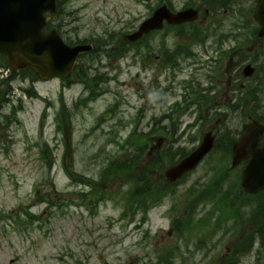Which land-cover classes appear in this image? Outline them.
I'll return each instance as SVG.
<instances>
[{
    "label": "rangeland",
    "instance_id": "1",
    "mask_svg": "<svg viewBox=\"0 0 264 264\" xmlns=\"http://www.w3.org/2000/svg\"><path fill=\"white\" fill-rule=\"evenodd\" d=\"M162 3L199 7L200 14L121 46L123 34ZM61 5L51 24L63 39L97 45L65 80L12 71L0 55V90L11 89L0 106V264H264V189L244 193L243 162L231 166L242 125L249 116L264 121L255 0ZM159 49H171L173 67L156 57ZM248 63L255 71L245 78ZM172 119L176 141L161 142H171L163 150L177 153L174 161L211 128L223 145L179 183L163 186L174 162L166 157L149 173L147 195L137 188L130 197L134 185L120 165L142 145L144 160L165 136L157 128Z\"/></svg>",
    "mask_w": 264,
    "mask_h": 264
},
{
    "label": "water",
    "instance_id": "2",
    "mask_svg": "<svg viewBox=\"0 0 264 264\" xmlns=\"http://www.w3.org/2000/svg\"><path fill=\"white\" fill-rule=\"evenodd\" d=\"M57 11L56 0H0V53L7 56L12 71L32 69L40 78L67 77L79 56L92 50L90 43L69 44L52 28L45 30ZM198 10L193 7L172 11L166 4L158 6L136 30L125 34L127 41H136L143 34L163 27V22L179 24L195 20ZM253 17L259 23L258 36L264 35V0H257ZM254 67L246 64L242 73L252 75ZM264 123L251 118L231 146V166L243 160L240 186L246 193L264 189V144L259 145ZM215 135L206 131L200 143L187 155L170 165L164 172L174 182L193 170L214 147Z\"/></svg>",
    "mask_w": 264,
    "mask_h": 264
},
{
    "label": "trees",
    "instance_id": "3",
    "mask_svg": "<svg viewBox=\"0 0 264 264\" xmlns=\"http://www.w3.org/2000/svg\"><path fill=\"white\" fill-rule=\"evenodd\" d=\"M56 3H57V12H56V14L54 15V16H52V19H51V22L48 24V26H47V29H50V28H53V27H55L58 31H59V29H58V25H54V26H52V20L55 18V16L57 15V14H59L60 13V9H61V7H62V5H61V0H56ZM60 32V31H59ZM149 34H151V33H148V34H145L141 39H139V40H137V41H135V42H129V44H131V43H139L143 38H145L146 36H148ZM124 42H127V41H125L124 39L123 40H121L120 41V44H121V46H124L123 44H124ZM117 48V47H116ZM97 49V45H95V43H94V48H93V50L91 51V52H94L95 50ZM118 51H120V50H118ZM0 55L2 56L3 54H1L0 53ZM5 56V55H4ZM29 70H31V69H29ZM31 71H33V70H31ZM62 80H65V78L63 79L62 78ZM11 93V89H10V86L7 84L6 85V88H4L3 90H0V106H1V104L3 103V102H5V100H6V95L8 94H10ZM3 96V97H2ZM207 100V99H206ZM188 105V104H187ZM181 108L182 107H180V109H179V112L178 113H181L180 112V110H181ZM170 119V118H169ZM173 120V119H172ZM174 122V121H173ZM176 124L175 123H173V125H172V127H171V132H168V129L166 128L165 129V126H162L165 130H164V132L166 133V134H169L170 133V135H172L173 136V134H174V132L176 131ZM216 135V134H215ZM170 141H172V142H174V141H176L174 138L173 139H171ZM230 142H231V139L229 140V142H228V147H229V145H230ZM155 144L156 143H153L152 144V146L151 147H153L152 149H151V151H150V148L147 150V153L145 154V157H144V160L143 159H141L142 158V155H143V151H144V146L142 145V146H140L139 148H138V153L134 156V157H129V158H126L125 160H124V162H123V164L122 165H120V170L122 171V172H124V173H128L127 174V177H128V179L133 183V185H134V188H133V190L131 189L130 190V197H132V196H135L136 197V195L134 194V189H137V188H139L140 189V191H139V195H140V197L141 196H143V198H144V196H146L147 195V193H148V191L147 190H145L146 189V182L147 181H151L150 180V178L148 177L149 176V173H150V175L153 173L152 171H154L153 169H154V167L156 166V165H159L160 163H161V161L162 160H164V159H167L166 157H171L172 159H171V161H174V157L176 156V154L174 153V154H172V155H170V156H167V155H165L166 154V150H163L164 148H168L169 150H171V146H170V144H171V142H168L167 144H165L163 147H161L160 149H158V148H155L154 146H155ZM220 144H222L223 145V142H221L220 141V139H217V137H216V141H215V145H214V147H213V149L212 150H216V149H218V146L220 145ZM145 147H146V143H145ZM137 148V147H136ZM135 148V149H136ZM163 150V151H162ZM211 150V151H212ZM228 150H229V148H228ZM223 151H224V149H223ZM187 152H180V155H179V158L180 157H182V156H184L185 154H186ZM176 161V160H175ZM174 161V162H175ZM112 162V161H111ZM110 162V163H111ZM174 162H172V163H174ZM109 163V164H110ZM135 163H137V170L135 171V172H133V165L135 164ZM143 163V164H142ZM140 164V166L141 167H138V165ZM142 164V165H141ZM109 166V165H108ZM66 171H67V173L70 175V177H73V175H71L70 174V172H68V169H66ZM163 186H165V185H167V184H170V183H168V182H166V180L164 179V181H163ZM170 185H174V184H170ZM155 186V184H153L152 185V187H154ZM141 187H143V188H141ZM150 191V190H149ZM141 193H143V194H141ZM138 201H139V203H141V202H143L142 201V199L141 198H138L137 199ZM179 227V226H178ZM263 228H264V225H263ZM176 230H178V231H180V228L178 229V228H176ZM237 252H239L238 250H236ZM231 256V255H230ZM236 256V253L235 252H233L232 253V257H235Z\"/></svg>",
    "mask_w": 264,
    "mask_h": 264
},
{
    "label": "flooded vegetation",
    "instance_id": "4",
    "mask_svg": "<svg viewBox=\"0 0 264 264\" xmlns=\"http://www.w3.org/2000/svg\"><path fill=\"white\" fill-rule=\"evenodd\" d=\"M256 2H257V0H255V5H256ZM187 23H190V22H184V23H181V24H171V25H168L169 26V28L172 30V28H176V27H178V26H181V25H183V24H187ZM164 26H166V24L164 25ZM164 28V27H163ZM163 28L162 29H159V30H154V31H151V32H155V31H160V30H163ZM158 47H160V45H158ZM172 49V48H171ZM171 49H168V50H165V51H162V50H160L159 49V51H157L158 53H159V55H157L156 54V57H159V60H161V62L162 63H164L163 65H164V67H169V66H171V67H173L172 65L174 64V62H171V64H169L167 61L171 58L170 57V55H169V52H170V50ZM239 74L238 73H236V76H238ZM185 109V110H184ZM183 111H188V106L186 105H184V107L182 106V108H181V110H180V112H183ZM170 120V119H169ZM174 120H171L170 121V124L169 125H165V129L167 128L168 129V132H171L172 130H171V127H172V125H173V123H175V122H173ZM176 124V123H175ZM162 129H164L162 126L161 127H158L157 128V130L158 131H160L161 132V130ZM164 138L162 137V136H160V137H157V140H156V144H155V148H158V149H160L162 146H160L161 144H163L161 141H162V139H171L172 138V135H170V133L169 134H166V133H164ZM160 142H161V144H160ZM164 145V144H163ZM153 148V147H152Z\"/></svg>",
    "mask_w": 264,
    "mask_h": 264
}]
</instances>
